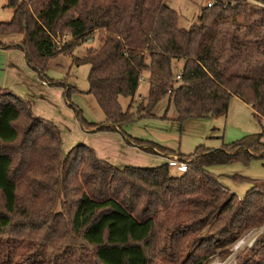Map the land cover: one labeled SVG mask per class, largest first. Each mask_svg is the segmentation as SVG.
<instances>
[{
	"label": "trees",
	"instance_id": "trees-1",
	"mask_svg": "<svg viewBox=\"0 0 264 264\" xmlns=\"http://www.w3.org/2000/svg\"><path fill=\"white\" fill-rule=\"evenodd\" d=\"M263 1L264 0H259ZM13 8L0 20V36L21 34L28 66L49 85L63 87L68 101L77 88L44 74L56 54L88 63V90L105 114L89 132L116 130L145 151L158 147L186 162L116 167L78 143L66 153L51 120L32 113V101L0 87V264H209L224 258L244 233L264 225V180L237 176L251 186L238 198L211 173L213 165L264 158L262 132L221 148L197 146L185 155L127 135L122 125L153 116L168 96L175 121L218 115L236 97L264 119V6L249 0H212L198 21L178 24L166 0H6ZM99 43L81 55L73 49ZM64 35L58 45V38ZM181 60L180 73L173 61ZM147 76V93L133 109ZM130 97L126 109L118 97ZM145 145V146H144ZM238 264H264V232L236 256Z\"/></svg>",
	"mask_w": 264,
	"mask_h": 264
},
{
	"label": "rangeland",
	"instance_id": "rangeland-1",
	"mask_svg": "<svg viewBox=\"0 0 264 264\" xmlns=\"http://www.w3.org/2000/svg\"><path fill=\"white\" fill-rule=\"evenodd\" d=\"M207 1L212 0H166L170 6L177 10L178 24L184 27H189L198 21L200 9L207 4ZM249 1L264 6L263 1ZM5 3L6 0H0V20H9L13 13L11 7L5 6ZM8 37L11 39H8ZM0 38L7 43L12 41L17 42L18 40L20 41L21 34L11 33L1 35ZM63 38L64 35L57 39L58 45L61 44ZM99 39L100 34L94 31L89 40H85L73 49V55H81L88 46L97 45ZM12 48H16V50L21 52V58L16 55L11 58L15 59L16 62L17 59H22L24 63V67L22 63H18L20 68H17L14 73L17 78L15 80L11 79L12 85L16 86L15 83L18 81V78L22 79L21 86L29 85L31 73H34L38 80H40L38 72L28 66L22 49L20 47ZM3 50L5 48L0 47V51ZM2 59L3 56L0 55V63ZM179 67L180 60H174V73H178ZM84 68L85 66L79 67L72 62V54H56L47 62L46 69L44 70V74L47 77L57 81H65L77 88V91L71 92L68 101L63 95L64 89L62 86L46 83L45 87L50 88L51 95L48 93L45 97L47 103H42L43 99H40L41 93L37 92V88L34 86L39 99H35L36 105L32 102V113L39 117L57 121L61 129V149L63 154H66L74 145L84 143L94 150L98 158L120 168L126 165L154 167L165 161L172 162L178 160L176 156L172 157L171 153L158 147L152 148L153 153L134 147L125 141L121 132L116 130L87 131L88 129L84 128L76 118L74 110L69 103L80 108L83 117L88 122L101 123L105 120V114L94 97L87 93L88 73L87 71L84 72ZM19 89L21 87L10 90L17 92ZM147 89L148 85L146 83L139 82L136 93L145 96ZM118 100L121 107L126 109L131 98L119 96ZM142 100L143 98L137 97L135 94L133 111ZM169 112L170 110H168L166 117L170 116ZM121 128L127 135L155 142L160 146L185 155L192 154L197 146L217 149L240 140L248 134L258 132H262V142H264V121L255 119L253 110L236 97L230 99L225 114H220L213 118H191L185 123H179L163 118L162 115H154L135 118L133 121L123 124ZM209 170L218 176L223 186L228 188L238 198H242L251 186V183L249 181L235 180L233 177L238 175L249 179L264 180V158H254L246 164L233 162L213 165L209 167ZM170 171L175 175L180 173L175 166H170ZM262 232H264V225L247 231L233 244L229 255L221 259L219 254H216L209 259V264H238L236 261L238 253L245 247H251Z\"/></svg>",
	"mask_w": 264,
	"mask_h": 264
},
{
	"label": "crops",
	"instance_id": "crops-1",
	"mask_svg": "<svg viewBox=\"0 0 264 264\" xmlns=\"http://www.w3.org/2000/svg\"><path fill=\"white\" fill-rule=\"evenodd\" d=\"M12 11H13V8H11ZM8 39H11L10 37H8ZM89 40V39H88ZM19 42V40L17 41ZM2 50V49H1ZM0 55L3 56V59H2V62L0 63V86L1 87H4V88H7V89H13L15 90L16 88L18 87H21V89L17 90V92H15L16 94H18L19 96L23 97V98H28L30 99L35 105H36V100L39 99L38 97V93L36 95V91H35V87L37 88V92H40L41 95H40V99H43L42 100V103H47L46 102V95L48 93H50L51 95V91H50V88H46L45 87V84L47 82H45L44 80L40 79L38 80V78L36 77V75L34 73H31V81H30V84L29 85H26V86H21L22 85V79L20 80L18 78V81L15 83L16 86H13L12 85V80H15V78H17L14 73L16 72L17 68H20V66L18 65V63H22V66L24 67V63L22 62L23 60H18L17 59V62L15 59L11 58V57H14V55L18 56L21 58V52L16 50V48H5V50L3 51H0ZM81 66H85L84 68V72L89 71V65L88 63H81V65H79V67ZM180 69L178 70V73H180V70L182 68V61L180 60ZM26 71V70H25ZM27 72V71H26ZM146 74L143 75V77L141 78L140 82L141 83H146ZM148 85V84H147ZM35 86V87H34ZM12 90V91H13ZM137 97H143L142 94H138L136 93ZM36 99V100H35ZM35 102H34V101ZM39 102V101H38ZM243 102V101H242ZM246 104V103H245ZM250 109H252L250 107V105L246 104ZM172 109V110H171ZM228 109V108H227ZM168 110H170L169 114L170 116L169 117H166L167 116V112ZM227 112L224 111L220 114H225ZM152 114L153 116L154 115H157V116H160L162 115L163 118H167L171 121H175L174 118L177 116V113H176V110L174 108V105H173V102L171 101V99L166 96V97H163L162 99H160L157 104L154 106L153 110H152ZM220 114L218 115H213V116H208L213 118V117H216V116H219ZM207 118V117H206ZM188 119L184 120L183 123H185ZM264 121V119H262ZM53 121V120H51ZM60 129V125L57 123V121H53ZM61 130V129H60ZM61 132V131H60ZM136 147V146H134ZM139 148V147H137ZM141 149V148H140ZM172 157H175L176 155L175 154H171ZM169 159H172V158H169ZM171 161V160H170ZM166 162V161H165ZM164 163V162H162ZM171 164V162H168ZM171 166H173L171 164ZM238 176V175H237ZM237 176L233 177L235 180H238L236 179Z\"/></svg>",
	"mask_w": 264,
	"mask_h": 264
},
{
	"label": "built area",
	"instance_id": "built-area-1",
	"mask_svg": "<svg viewBox=\"0 0 264 264\" xmlns=\"http://www.w3.org/2000/svg\"><path fill=\"white\" fill-rule=\"evenodd\" d=\"M207 4L210 5L211 1H207ZM171 164L176 167V169L180 172L186 170V162L185 161H172Z\"/></svg>",
	"mask_w": 264,
	"mask_h": 264
}]
</instances>
